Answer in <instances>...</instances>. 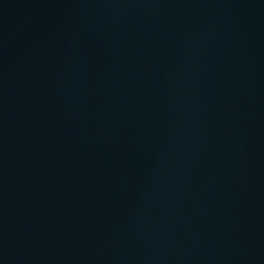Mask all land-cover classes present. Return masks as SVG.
I'll list each match as a JSON object with an SVG mask.
<instances>
[{
    "label": "water",
    "instance_id": "1",
    "mask_svg": "<svg viewBox=\"0 0 264 264\" xmlns=\"http://www.w3.org/2000/svg\"><path fill=\"white\" fill-rule=\"evenodd\" d=\"M0 264H264V0H0Z\"/></svg>",
    "mask_w": 264,
    "mask_h": 264
}]
</instances>
